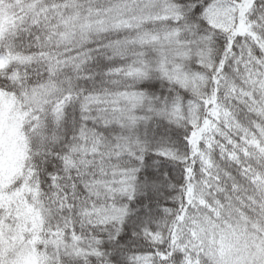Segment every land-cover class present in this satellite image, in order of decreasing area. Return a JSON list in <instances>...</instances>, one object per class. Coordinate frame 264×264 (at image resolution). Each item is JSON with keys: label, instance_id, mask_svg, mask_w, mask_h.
I'll use <instances>...</instances> for the list:
<instances>
[{"label": "snow or ice", "instance_id": "1", "mask_svg": "<svg viewBox=\"0 0 264 264\" xmlns=\"http://www.w3.org/2000/svg\"><path fill=\"white\" fill-rule=\"evenodd\" d=\"M0 264H264V0H0Z\"/></svg>", "mask_w": 264, "mask_h": 264}]
</instances>
